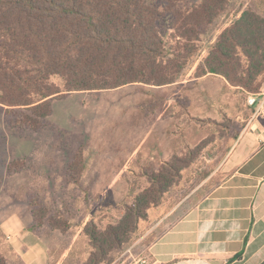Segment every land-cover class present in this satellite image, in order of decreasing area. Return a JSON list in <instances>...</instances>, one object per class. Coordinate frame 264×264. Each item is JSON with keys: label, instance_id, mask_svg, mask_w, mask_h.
Listing matches in <instances>:
<instances>
[{"label": "trees", "instance_id": "1", "mask_svg": "<svg viewBox=\"0 0 264 264\" xmlns=\"http://www.w3.org/2000/svg\"><path fill=\"white\" fill-rule=\"evenodd\" d=\"M182 2L0 0V107L28 109L30 114L22 116L37 127L38 120L50 114L52 101L67 92L176 82L200 49L202 29L228 0H200L187 6ZM167 17L166 37L162 22ZM207 73L258 92L264 76V16L246 9L225 27L194 75ZM192 153H174L157 168L143 167L148 186L116 223L104 229L89 223L85 234L92 248L86 264H103L110 252L131 240L147 210L160 204L179 182L181 171L196 156ZM70 168L74 171L73 163ZM0 264H9L1 254Z\"/></svg>", "mask_w": 264, "mask_h": 264}, {"label": "rangeland", "instance_id": "2", "mask_svg": "<svg viewBox=\"0 0 264 264\" xmlns=\"http://www.w3.org/2000/svg\"><path fill=\"white\" fill-rule=\"evenodd\" d=\"M199 2L183 0L181 4L187 6ZM246 9L264 16V0H228L224 10L202 29L200 49L189 59L183 77L199 71L221 31ZM162 23L167 37L170 19L167 17ZM259 79L258 92L264 89V76ZM52 81L58 83V78H52ZM215 83V89L220 90L223 82L216 79ZM232 87L238 92L230 94L232 100L228 101L235 107L245 105L246 96L251 92L240 86ZM141 89L140 84H129L118 89L67 92L52 101L50 114L39 119L37 127L22 116L30 114L28 109L0 107V206L6 211H20L27 222L38 228L49 248V264H86L92 247L85 229L91 222L99 229L116 223L140 190L148 186L142 175L143 167L149 164L156 168L161 166L181 149V143H186L192 148L189 149L192 154H196L191 172L202 175L208 160L204 156L216 150L220 142L209 144L218 136H226L225 125L230 121L220 113L217 118L210 117L201 122L191 117L193 121L178 138L172 139L163 133L158 136L157 129L154 135L151 127H144L139 134L138 102L144 97ZM192 91L194 93V88ZM209 105L219 107L211 92ZM206 113L202 110L197 117H207ZM151 118L146 117L145 121L150 122ZM224 118L223 126L219 123ZM166 125L161 122L160 132L170 129ZM233 129L232 124L231 131ZM200 141H208V147L203 151L197 146ZM198 152H202V157L201 153L197 155ZM179 182L167 193V205L174 204L191 190L193 183ZM195 197L192 195L188 199L191 201ZM190 201L179 205L172 220L191 204ZM160 215L157 213L156 217ZM153 219L150 218L143 228L138 226L131 241L144 234ZM142 248V244L135 245L132 258H127L126 264L138 258ZM121 254L120 251L110 254L103 264H122L125 257L119 259Z\"/></svg>", "mask_w": 264, "mask_h": 264}, {"label": "crops", "instance_id": "3", "mask_svg": "<svg viewBox=\"0 0 264 264\" xmlns=\"http://www.w3.org/2000/svg\"><path fill=\"white\" fill-rule=\"evenodd\" d=\"M216 79L223 82L220 90L215 89ZM133 84L143 86L144 97L138 102L139 134L144 127H151L154 135L157 129L158 136L163 133L178 138L192 118L208 121L210 117L217 118L218 113L230 123L225 125L226 136H218V140L209 144L220 142L216 150L204 156L208 160L202 175L191 172L193 162L181 171L180 182L193 183L191 190L174 204L167 205L165 196L160 204L151 206L147 219L138 224L143 228L154 217L145 233L110 254L122 252L119 259L125 257L121 261L126 264L127 258H132V248L142 244L138 258L128 264H264V117L251 118L247 96L245 105L235 103V107L228 101L232 100L230 94L238 91L217 74L181 75L176 82L163 86ZM210 92L219 107L209 105ZM202 110L207 111V117H197ZM146 117H152L150 122L145 121ZM224 120L219 124L224 126ZM162 121L167 123V129L170 126L169 130L160 132ZM231 122L235 126L232 131ZM207 142L199 143L198 148L203 151ZM180 146L176 154H186L192 149L186 143ZM200 153L197 155L202 157ZM192 195L196 197L190 201ZM188 201L191 204L172 220L175 211ZM157 213H161L158 218ZM0 254L9 264L50 263L47 242L38 228L27 222L20 211H6L1 206Z\"/></svg>", "mask_w": 264, "mask_h": 264}, {"label": "built area", "instance_id": "4", "mask_svg": "<svg viewBox=\"0 0 264 264\" xmlns=\"http://www.w3.org/2000/svg\"><path fill=\"white\" fill-rule=\"evenodd\" d=\"M246 104L252 109V119L257 116L264 117V89L259 92L249 93Z\"/></svg>", "mask_w": 264, "mask_h": 264}]
</instances>
